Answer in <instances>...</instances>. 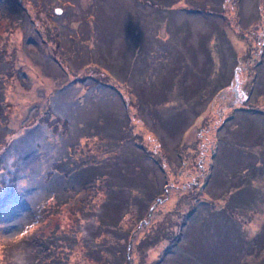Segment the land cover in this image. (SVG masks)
Instances as JSON below:
<instances>
[{
	"label": "rangeland",
	"instance_id": "1",
	"mask_svg": "<svg viewBox=\"0 0 264 264\" xmlns=\"http://www.w3.org/2000/svg\"><path fill=\"white\" fill-rule=\"evenodd\" d=\"M111 1L0 0V162L18 168L0 201V264H39L43 251L55 264H264V0ZM73 165L96 187H71L36 219L69 188L52 169ZM108 185L122 191L110 232ZM181 232L176 251L192 260L171 252ZM50 233L35 251L20 241Z\"/></svg>",
	"mask_w": 264,
	"mask_h": 264
},
{
	"label": "trees",
	"instance_id": "2",
	"mask_svg": "<svg viewBox=\"0 0 264 264\" xmlns=\"http://www.w3.org/2000/svg\"><path fill=\"white\" fill-rule=\"evenodd\" d=\"M151 2H152V0H150ZM157 2H159V1H157ZM160 3V2H159ZM161 4V3H160ZM91 7V6H90ZM110 8H113V10H115V8L116 7H113V3H112V1L110 0ZM90 10H92V13L91 14H89V11ZM97 13L98 15H97V17H96V19L99 17V19L101 20L102 19V22H103V18H104V15H103V13H101V11L100 12H98V10L97 9H95V8H93V7H91V9L90 8H86V10H85V13H87V14H85L84 16L86 17V16H90L91 15V21L93 22L94 21V13ZM126 14H124L123 15V17H122V19L124 20V23H125V21H126ZM102 17V18H101ZM227 22V23H230V21H228V20H224V22ZM220 22H223V21H220ZM221 24V23H220ZM220 24L218 23L217 24V32H218V34H220V29H222V31L224 30V27H221L220 26ZM94 30V29H93ZM88 32V27H86V30L84 31V32H82V34H86ZM224 32V31H223ZM123 36H125V37H127L126 35H123ZM96 37H98L99 38V40H103V37H102V32H100V33H96ZM219 38H221V36H219ZM56 42H57V47H61V43H59L58 42V39L56 40ZM104 43H106V41H104ZM107 44H109V43H107ZM107 44H106V46H107ZM106 46H105V48H106ZM105 48H104V50H105ZM100 50V49H99ZM98 50V52H100ZM82 51V50H81ZM164 54V52L162 53V55ZM85 61H84V59H78V61H77V63H76V65H77V67H79L82 63H84ZM88 63H91V62H88ZM88 63H86V64H88ZM111 65V64H110ZM116 65V64H115ZM127 65V64H126ZM113 66V65H112ZM121 67H124V70H125V73H123L122 71H121V69H120V67L118 66V68L120 69V72L118 73V76H122V78H124V80L125 81H127V79L129 80L130 79V81H135V85H134V88H135V90L136 91H141L142 92V89H143V86L144 85H141L140 84V82H139V76L140 75H134V73H133V70L130 72V76H128V68H127V66H125L124 64H122V65H120ZM114 67V66H113ZM169 72H171V73H173L174 72V70H170ZM222 76V74L220 73V76H219V74L217 73V75H216V78L215 79H217V78H219V77H221ZM204 80V79H203ZM138 82H139V84H138ZM155 86V85H154ZM151 86H147V89H149ZM114 89V88H113ZM141 95V94H140ZM139 95V96H140ZM160 95H162V96H158L157 97V99H164L165 98V96H163V94H160ZM159 101V100H158ZM172 118H173V113H171V115L169 114V115H167L166 116V118L164 119V125H166V127L167 128H172L171 129V131H174L173 129H174V124L172 123ZM110 124H113L112 122H109V123H106V129H110ZM171 124H172V126H171ZM113 137L114 135H113V133L111 132V130H110V137ZM181 145H183V142H181L180 144H178V145H176V146H181ZM121 157V156H120ZM119 157V158H120ZM0 166H2L4 169H5V172L4 173H2V172H0V184L3 182V185L7 182V179H10L11 178V185H12V187H10V189H6L4 192H3V194L0 196V201L2 202V203H4V202H6V200H7V197L9 196V194H11L13 191H14V180H15V178H16V176H17V174H18V168H14V166L13 167H10L9 165H7V164H5V163H2V162H0ZM73 168H74V165L71 167V168H69L70 170H66V171H64V170H62V171H53V169H52V172H51V174H52V176H56V177H58V178H62V176L63 177H66V179L67 180H69V182H70V184H68L69 185V188L67 187H63V188H61V191L57 194V195H55L54 197H52L50 200H48V201H43V202H41L40 204H38V206L36 207V212H38L39 214H38V216H37V218L36 219H42V218H44V217H46L47 216V214H49V215H51L52 214V210L51 209H55V208H57L58 206H59V203L60 204H66L67 202H69V200L70 199H72V198H74V196L76 195V194H78V193H74L73 192V190L71 189V187H75V186H90V188H92V187H96V186H94V185H92L93 184V182H88V179L86 180V179H84V178H82V175H81V171L79 172V173H77L76 172V170H73ZM115 171H121L120 170V167H117L116 169H115ZM64 173H65V176H64ZM122 173H124V172H122ZM81 175V177L79 178V176ZM166 176V175H165ZM116 179H114V177L111 175H109V177H108V179H107V184H108V182L110 183L112 180H115V182H116V184L118 185V186H124V185H129L128 183H125L123 180H121V179H119V177H115ZM165 180V179H164ZM163 180V181H164ZM85 181H87V182H85ZM153 183H150L149 181H146V182H142V183H140L139 184V189H140V191L141 192H146L147 194H152L153 196L154 195H156L157 193V187L155 186L156 185V183H154V181H152ZM76 183V184H75ZM137 183V182H136ZM14 185V186H13ZM72 185V186H71ZM1 187V186H0ZM109 187V185L107 186V189H106V193H107V199L103 202V207H104V212H103V214L98 210V214H102L101 216H103L105 219H100V222H105V230H106V232H110V230H108V229H110V225H113V224H115L116 223V221L119 219V218H121L120 216V214L118 215V213L120 212V210H121V204H122V201H121V199L120 198H118V197H116L115 195H116V193H121L122 191H120L119 189L120 188H117V189H114V190H112L111 188V185H110V189L108 188ZM3 188H4V186H3ZM14 188V189H13ZM88 188V187H87ZM71 189V190H70ZM70 190V191H69ZM117 190H119V191H117ZM144 190V191H143ZM239 194V196H243L242 194H240V193H238ZM159 195V194H158ZM152 197V196H151ZM150 197V198H151ZM156 197H157V195H156ZM151 199H153V198H151ZM150 199V200H151ZM245 199V198H244ZM138 200V206H136V209H138V208H140L143 204L140 202V199H137ZM136 204V203H135ZM137 205V204H136ZM197 205V204H196ZM107 206H110L111 208H110V210H108L107 209ZM198 207H199V204H198ZM100 208V207H99ZM55 210H58V209H55ZM187 223V220L184 222V225ZM181 234H182V232L180 233V235H178V237L175 239V241H174V243L173 244H171V252H175V254H176V256L177 257H179L180 259H186V260H188V259H191V257H190V254L188 253V252H177L176 250H178L179 249V245H178V242H180V241H182V236H181ZM26 235H23L21 238H20V241L22 242L23 241V247H24V249L25 250H27V248L29 249V250H34V245L38 242V244H40L41 245V247H43V248H45L46 246H49L50 245V242L52 241V240H54V238L56 237L55 235H54V233L53 234H48V236L46 237V241H39V239H28V240H23V238L25 237ZM178 240V241H177ZM100 246V245H99ZM47 250H49V249H47ZM51 250H52V248H51ZM35 251V250H34ZM168 251V250H167ZM52 253H53V251H51V252H48V251H43V253H41V252H39V256H41L40 258H39V264H42L41 263V261L45 258V257H50V255H52ZM169 254H172V253H169ZM168 254V255H169ZM166 255V254H165ZM34 258H35V256H34ZM167 256H165L164 257V255L162 256V258H161V260L159 261V262H157L156 264H172V263H167ZM118 259V258H117ZM35 260H36V258H35ZM126 260V258H122L121 259V261H120V263L119 264H123L124 263V261ZM127 260H128V258H127ZM192 260V259H191ZM50 262L52 263V264H55V263H58L59 261H57L56 259H54L53 260V258L52 257H50Z\"/></svg>",
	"mask_w": 264,
	"mask_h": 264
}]
</instances>
